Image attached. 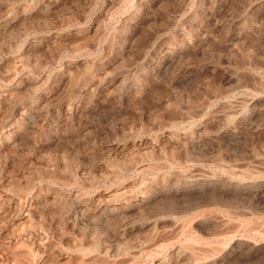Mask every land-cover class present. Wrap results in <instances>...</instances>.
<instances>
[{
  "label": "rangeland",
  "instance_id": "rangeland-1",
  "mask_svg": "<svg viewBox=\"0 0 264 264\" xmlns=\"http://www.w3.org/2000/svg\"><path fill=\"white\" fill-rule=\"evenodd\" d=\"M0 264H264V0H0Z\"/></svg>",
  "mask_w": 264,
  "mask_h": 264
},
{
  "label": "bare ground",
  "instance_id": "bare-ground-1",
  "mask_svg": "<svg viewBox=\"0 0 264 264\" xmlns=\"http://www.w3.org/2000/svg\"><path fill=\"white\" fill-rule=\"evenodd\" d=\"M143 222V221H142ZM150 225V224H149ZM148 227V224L146 225H142V226H139L140 229H144V228H147ZM232 229V228H231ZM234 230V229H233ZM131 231H133V229H131ZM143 233V232H142ZM122 234V233H121ZM130 235V234H129ZM150 240V239H149ZM157 241V240H156ZM137 245V244H136ZM145 249V248H144ZM197 252V251H196ZM175 253V252H174ZM199 254V253H198ZM185 256V255H184ZM182 256H180L181 258ZM179 263V262H178Z\"/></svg>",
  "mask_w": 264,
  "mask_h": 264
}]
</instances>
